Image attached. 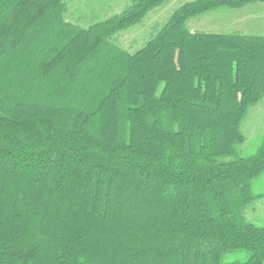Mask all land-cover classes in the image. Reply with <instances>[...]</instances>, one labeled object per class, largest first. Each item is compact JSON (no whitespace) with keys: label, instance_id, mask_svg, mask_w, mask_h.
I'll return each instance as SVG.
<instances>
[{"label":"trees","instance_id":"1","mask_svg":"<svg viewBox=\"0 0 264 264\" xmlns=\"http://www.w3.org/2000/svg\"><path fill=\"white\" fill-rule=\"evenodd\" d=\"M70 1L0 0V264H264V137L237 151L264 36L187 26L264 0L185 3L135 52L114 38L168 0L86 28Z\"/></svg>","mask_w":264,"mask_h":264},{"label":"rangeland","instance_id":"2","mask_svg":"<svg viewBox=\"0 0 264 264\" xmlns=\"http://www.w3.org/2000/svg\"><path fill=\"white\" fill-rule=\"evenodd\" d=\"M194 0H168L154 9L138 26L131 27L116 35L114 41L126 51L135 52L148 40L157 27H162L170 15L181 5ZM130 0H71L68 4L66 20L81 27H88L109 16L121 13ZM191 31L229 34L239 31L245 34L264 36V3H254L237 10H215L188 21ZM244 142L237 147L241 156L253 154L264 137V99L249 108L242 124ZM264 190L262 179L252 186L254 194ZM252 223L264 227V199L256 201L245 213ZM225 261L243 260L244 254L230 253Z\"/></svg>","mask_w":264,"mask_h":264},{"label":"crops","instance_id":"3","mask_svg":"<svg viewBox=\"0 0 264 264\" xmlns=\"http://www.w3.org/2000/svg\"><path fill=\"white\" fill-rule=\"evenodd\" d=\"M244 8V7H243ZM243 8H241V9H243ZM194 31H196V30H194ZM235 32H239V31H235ZM241 33V32H240ZM242 34H245V33H242ZM251 35H254V34H251ZM256 35V34H255Z\"/></svg>","mask_w":264,"mask_h":264}]
</instances>
